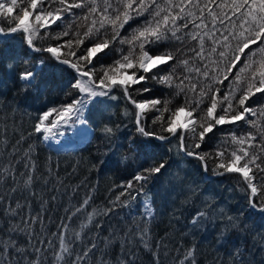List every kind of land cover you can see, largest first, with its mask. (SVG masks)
Here are the masks:
<instances>
[{"label": "snow or ice", "instance_id": "snow-or-ice-1", "mask_svg": "<svg viewBox=\"0 0 264 264\" xmlns=\"http://www.w3.org/2000/svg\"><path fill=\"white\" fill-rule=\"evenodd\" d=\"M133 21L136 26L123 35L126 26L131 27ZM55 28L61 30L57 32ZM17 35L23 37L18 43L27 49L24 67L16 73L20 92L51 89L57 75L62 76L66 69L74 73L67 84L61 80L55 85L65 99L56 106L38 110L29 137L48 143L78 125L86 127L88 114L95 108L100 116V137L113 145L121 126H112L111 117L105 118L104 112L108 101L120 98L114 94L120 91L135 110L137 135L170 144L175 139L178 143L169 151L177 148L178 153L200 161V170L205 175L209 171L208 161H215L212 174L236 175L247 193L248 208L264 216V105L250 103L256 95L264 94V0H0V42L7 43L6 38ZM37 40L48 43L37 46ZM172 45L179 46L170 47ZM29 53L40 55L30 56ZM109 56L112 57L110 63H101ZM18 59L19 54L0 50V65L12 61L7 64L9 70L16 67ZM150 80L169 89V94L164 98L137 99L152 92V88L146 86ZM181 96L183 102L177 103V97ZM150 113L152 125H158L152 131L144 123ZM124 115L133 113L125 108ZM240 122L247 125V131L234 130L241 127ZM225 126L231 128L213 152L197 151L210 135ZM114 146L123 147L122 144ZM138 148L135 139L130 137L129 151H138ZM34 151L30 144L24 153L27 172L20 175L26 177L25 188L40 179L35 176ZM17 152L14 147L11 155ZM127 159L124 156L120 162L125 163ZM19 163L17 159L16 164ZM168 167L166 160H153L149 166L141 167L132 179L119 186L122 191L109 204L119 202L130 206L143 196V217L145 220L153 218L155 210L145 185ZM15 172L13 164L0 168V182L11 175L12 192L18 187ZM43 179L47 183V177ZM197 188L193 182L188 190L196 195ZM92 200L90 192L74 210L66 209L65 216L56 225L58 230L44 239L37 240L30 227L41 220L39 214L22 220L26 225L23 229L13 226L10 231L28 234L36 259L28 260L24 255L27 264H45L42 255L47 256L49 251L54 256L52 264H85L98 248L102 224L97 222V217H106L114 210L108 207L89 212ZM210 208L209 204L205 210L197 212L190 223L198 225L208 217ZM20 209L17 203L16 208L9 206L5 211L16 216ZM219 212L226 223L218 243H226L229 232L246 230L240 217L225 214L223 208ZM243 215L241 212L240 216ZM79 216L84 217L80 231L73 232L72 223ZM90 226L98 231L92 242L77 252V243L82 242ZM129 233H125L121 241L122 249L133 242L128 238ZM137 235L148 248L149 230H138ZM55 241L59 242V250L54 247ZM37 243L42 246L36 247ZM103 243L107 249L114 243V237H104ZM13 249L22 255L27 251L17 247L15 240L0 241V253L4 254L0 264H4ZM195 257L193 245L185 251L179 264H197ZM230 259L232 264L237 261L243 264L241 250L236 248ZM99 264L106 262L101 260ZM119 264H135V256L129 252L128 259H119Z\"/></svg>", "mask_w": 264, "mask_h": 264}, {"label": "trees", "instance_id": "trees-1", "mask_svg": "<svg viewBox=\"0 0 264 264\" xmlns=\"http://www.w3.org/2000/svg\"><path fill=\"white\" fill-rule=\"evenodd\" d=\"M76 11L79 14V10ZM130 24L131 27L126 26L123 35H127L131 28L136 26L134 21ZM60 30L55 28L57 32ZM6 39L7 43L0 42V50L7 49L13 54H19V59L12 70L7 68V64L12 61H5L0 65V153H2L0 168L9 164L16 166L18 187L15 192H12L14 185L11 175L6 181L0 182V197H3L0 200V241L15 240L17 247L25 248L27 251L22 255L16 253L14 249L11 250L4 264H8L9 260L12 264H27L24 255L28 260L36 259L31 251L27 232L10 231L13 226L19 225L23 229L26 225L21 222L22 220H27L29 215L39 214L41 220L30 227L34 229L37 240L50 237L52 232L58 230L56 225L65 216V210H74L90 192L93 200L88 208L89 212L93 209L103 210L108 207L114 210L106 217H97V222L102 224L97 240L98 248L85 264H99L101 260L106 264H119V259H128L129 252L135 256V264H179L185 251L193 245L196 249L197 264H221V262L232 264L230 255L236 248L242 252L243 264H264V216L248 208L247 193L242 190L244 185L238 183V177L236 175L214 176L211 171L215 166L213 160L208 161V177H204L200 170V161L178 153L177 148L169 151L172 145L178 143L175 139L170 144L154 139L148 140L137 135L134 123L135 110L123 98L120 91L114 92L120 98L117 101H108L104 112L105 118L111 117L112 126L117 124L121 126V130L117 133L118 138L113 145L103 142L100 137L98 131L100 116L95 108L88 114V125L93 130L91 138L78 148L54 151L48 149L35 136L29 137L38 110L46 106H56L64 101V93L55 85L61 80L67 84L74 73L71 69H66L62 76L57 75L51 89L20 92L16 73L24 67V52L27 49L18 43L22 41V36L17 35ZM36 43L40 46L48 41L37 40ZM29 55L37 57L40 54L29 53ZM111 59L112 57L109 56L101 63H110ZM146 86L151 87L152 92L137 99L157 96L164 98L169 94V89L155 81L150 80ZM223 87L226 91L227 82ZM176 102L182 103L183 97H177ZM250 103L253 106L264 105V94L256 95ZM125 108H128L133 115L125 116ZM144 123L149 131L154 130V127L158 128V125H152L151 113ZM240 124L241 127L234 130L238 132L248 130L247 125L243 122ZM230 128L231 126H225L217 129L215 135H210L197 151L213 152L217 143ZM22 136L23 140H21ZM130 137L135 139L139 146L138 151H129ZM3 141L7 143L4 144ZM30 144L35 149L32 153V158L37 165L35 176L40 179L34 180L30 188H25L26 177L20 174L27 172L24 167V153ZM119 144L123 147L114 146ZM14 147L18 149L15 156L11 155ZM124 156L128 159L125 163H121V158ZM17 159L20 160L19 164H16ZM153 160L157 162L166 160L169 163V167L162 175L154 177L145 185V191L151 195L155 210L154 217L149 220L144 219L141 206V201L145 198L143 196L138 197L130 206H122L119 202L115 205L109 204V201L114 200L122 191L119 186L132 179L141 167L149 166ZM101 161L106 163L102 164ZM49 168L51 175H49ZM44 177H47V183L44 182ZM193 182L198 186L196 195H192L188 190ZM32 192L36 195H31ZM17 203L21 205L19 214L8 215L5 210L9 206L16 208ZM209 204L211 208L208 217L193 226L190 223L192 217L197 212L205 210ZM221 208L227 215L240 217L242 225L247 226L245 231L229 232L226 243H218L226 223L221 220L219 212ZM241 212L244 213L243 216H240ZM83 219V216L74 219L71 229L73 232L80 231L79 225ZM144 228L149 230V235L146 237L148 248L144 247L137 235V231ZM130 229L131 233H129ZM97 231L94 226L85 230L82 242L77 243V252L92 242ZM125 233H129L128 238L133 242L126 244L122 249L121 241L125 239ZM110 235L114 237V243L105 249L103 239ZM35 246L42 245L37 243ZM54 247L59 250L58 241H55ZM3 256L4 254L0 253V257ZM42 259L45 260V264H52L54 256L49 251L47 256L42 255ZM237 264L240 262L237 261Z\"/></svg>", "mask_w": 264, "mask_h": 264}, {"label": "rangeland", "instance_id": "rangeland-1", "mask_svg": "<svg viewBox=\"0 0 264 264\" xmlns=\"http://www.w3.org/2000/svg\"><path fill=\"white\" fill-rule=\"evenodd\" d=\"M39 56V55H38ZM37 56V57H38ZM34 63H35V61H34ZM76 132H82L83 134L84 133H87V136L85 137V139H90L91 138V135H92V133H93V130H92V128H91V126L90 125H87L86 127L85 126H77L76 128H73V129H70V130H68V131H66V133H65V135H63L64 137H66V138H68L67 140H65V139H63V136H57L55 139L56 140H58V141H55V142H69V141H71V140H73L74 138V135H73V133H76ZM84 136H85V134H84ZM45 144V143H44ZM48 144V143H47ZM52 144H54L55 146H58V147H54V148H61V149H74V148H77V144H71V143H68L67 145H65V146H60V145H57V144H55V143H52Z\"/></svg>", "mask_w": 264, "mask_h": 264}, {"label": "bare ground", "instance_id": "bare-ground-1", "mask_svg": "<svg viewBox=\"0 0 264 264\" xmlns=\"http://www.w3.org/2000/svg\"><path fill=\"white\" fill-rule=\"evenodd\" d=\"M84 134H85V136H84ZM82 133V132H76V133H73V135H74V139L73 140H71V141H69V142H55V141H58V140H56V139H54L53 141H51V142H48V144L47 143H45L44 145L48 148V149H52V150H54V151H65V150H68V149H61V148H54V147H58V146H55L54 144H52V143H55V144H57V145H60V146H65V145H67L68 143H75V144H81L82 142H84V140H85V137L87 136V133ZM63 139H65V140H67L68 138H66V137H64L63 136ZM156 141H158V140H156ZM161 142V141H160ZM49 145H54V147H50L49 148ZM70 150V149H69ZM202 176H204V177H208V175L206 174H204L203 172H202ZM209 177H210V175H209Z\"/></svg>", "mask_w": 264, "mask_h": 264}]
</instances>
